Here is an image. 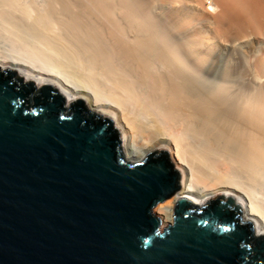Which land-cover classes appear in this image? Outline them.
Listing matches in <instances>:
<instances>
[{"label": "bare ground", "instance_id": "obj_1", "mask_svg": "<svg viewBox=\"0 0 264 264\" xmlns=\"http://www.w3.org/2000/svg\"><path fill=\"white\" fill-rule=\"evenodd\" d=\"M0 20L38 35L83 84L1 62L88 94L134 151L177 156L169 221L187 194L232 186L264 225V0H0Z\"/></svg>", "mask_w": 264, "mask_h": 264}, {"label": "water", "instance_id": "obj_2", "mask_svg": "<svg viewBox=\"0 0 264 264\" xmlns=\"http://www.w3.org/2000/svg\"><path fill=\"white\" fill-rule=\"evenodd\" d=\"M182 172L88 94L0 61V264H264V225L232 186L168 220Z\"/></svg>", "mask_w": 264, "mask_h": 264}, {"label": "rangeland", "instance_id": "obj_3", "mask_svg": "<svg viewBox=\"0 0 264 264\" xmlns=\"http://www.w3.org/2000/svg\"><path fill=\"white\" fill-rule=\"evenodd\" d=\"M1 21V20H0ZM1 23H3V25L1 24ZM1 23H0V26L2 27V30L0 31V55H5V56H10V57H14V58H16V59H18V60H22V61H24V60H32V62L37 66V67H42L43 65H45V68H44V66H43V68L44 69H46V70H49V71H51V70H53V72L55 73L56 72V70L58 71V72H62L61 74L62 75H64V76H66V77H68V78H70V80L71 81H73V83H74V81H75V79H76V83H81V84H83L79 79L77 80V76H76V78H75V76H74V74L72 75L71 73H68V70H66V67H64V65L63 64H61V62H58L57 63V61H59V59H57V56L53 53L52 54V51L49 49V48H46V47H44L45 46V43L42 41V39L38 36V35H36L35 36V34L34 35H32V33L30 34L28 31V33H25L24 32V30L21 28V30H18V27H15V28H13L11 31L13 32H11V31H9L10 30V28L11 27H9L10 25H6V24H10V22L9 21H7L6 20V22L5 21H1ZM6 26H5V25ZM6 27V28H3V27ZM9 27V28H8ZM15 29V30H14ZM20 29V28H19ZM17 30L19 31V32H17ZM16 31V32H15ZM25 33V34H28V36L30 35H32V36H35L36 38H37V36H38V41H37V39L35 38H33V39H30V36H29V39L30 40H26L25 38H27L28 39V37L23 33V32ZM9 32V33H8ZM15 32V33H14ZM22 32V33H21ZM5 33V34H4ZM15 34V35H14ZM17 34H19V38H20V40L22 39V38H24V40H26V41H24V40H21V42L19 43V42H17V41H19V38L17 39ZM22 34H23V36L25 35V37H23L22 36ZM14 39V40H13ZM12 40H13V42H12ZM39 40H41L40 42H39ZM37 41V42H36ZM17 42V43H16ZM36 42V43H35ZM27 43V44H26ZM32 43V44H31ZM42 43V44H41ZM44 43V44H43ZM27 45V46H26ZM15 46V47H14ZM26 47H27V49L28 50H26ZM38 47H42L41 49L40 48H38ZM35 48H37V50H41V52L42 53H40V51H35L34 52V49ZM43 49H45V51H42ZM36 50V49H35ZM51 51L50 53L48 52V51ZM13 52V53H12ZM32 52H33V55H32ZM40 54H39V53ZM34 53H36V54H39V56L37 57V56H34ZM47 53H49V55L47 54ZM35 54V55H36ZM42 54V55H41ZM45 56H44V55ZM53 56H52V55ZM22 56V57H21ZM47 56V57H46ZM50 56V57H49ZM33 57V58H32ZM50 59H49V58ZM55 59H54V58ZM22 58V59H21ZM27 58V59H26ZM40 58V59H39ZM54 59L53 60V62L54 61H56V62H54V64H53V62L51 61V59ZM24 59V60H23ZM44 60V61H43ZM31 62V63H32ZM42 65V66H41ZM60 67H59V66ZM63 65V66H62ZM47 67V68H46ZM63 67H64V71L66 70L67 72H64L63 71ZM58 72H56L57 74H59ZM68 73V74H67ZM69 75H70V77H69ZM74 76V80L72 79V77ZM155 152V151H154ZM177 208H178V206H177ZM177 208H176V210H177ZM176 210H175V214H176ZM174 220H175V216H174ZM172 222H174V221H172Z\"/></svg>", "mask_w": 264, "mask_h": 264}, {"label": "trees", "instance_id": "obj_4", "mask_svg": "<svg viewBox=\"0 0 264 264\" xmlns=\"http://www.w3.org/2000/svg\"><path fill=\"white\" fill-rule=\"evenodd\" d=\"M82 109H84V106H82ZM94 120H95L96 123H103L104 122V120H102L98 116H95L94 117ZM112 131H113V133H115V136H117L118 138H120L119 132L117 130H115L114 128H112Z\"/></svg>", "mask_w": 264, "mask_h": 264}, {"label": "flooded vegetation", "instance_id": "obj_5", "mask_svg": "<svg viewBox=\"0 0 264 264\" xmlns=\"http://www.w3.org/2000/svg\"><path fill=\"white\" fill-rule=\"evenodd\" d=\"M18 88L22 89V87H19V86H18ZM25 102H26V105H27V106H29V105L31 104V102H33V103H32L33 105H36V100H34V101L31 100V96H30V95H27V99H26Z\"/></svg>", "mask_w": 264, "mask_h": 264}]
</instances>
